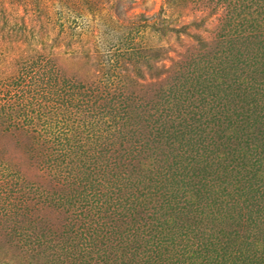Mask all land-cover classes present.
<instances>
[{"label": "rangeland", "instance_id": "rangeland-1", "mask_svg": "<svg viewBox=\"0 0 264 264\" xmlns=\"http://www.w3.org/2000/svg\"><path fill=\"white\" fill-rule=\"evenodd\" d=\"M0 107V264H264V0H0Z\"/></svg>", "mask_w": 264, "mask_h": 264}, {"label": "trees", "instance_id": "trees-1", "mask_svg": "<svg viewBox=\"0 0 264 264\" xmlns=\"http://www.w3.org/2000/svg\"><path fill=\"white\" fill-rule=\"evenodd\" d=\"M40 63L41 62H39V65H36V66H38V68L41 69V71H42L41 82L37 81L36 84L38 86L37 88H39V89H36V90L34 89V91L32 90V92H33L32 94H33L34 97L36 96V97L40 98L41 100H44L45 102L47 101V103H48V101H50V97L49 96L50 95L53 96V94H51V93H52V88L54 86H53V83L51 81H52L53 78H57V74L55 75V74H52L51 72H47V67H48L47 64L45 62H43L44 64H40ZM48 74H50V76ZM44 77H46V78L44 79ZM44 81H46V82H44ZM121 82L122 81H120L117 78H108V80H105L104 83L107 86V89L111 91V90H114L116 87H118V83L120 84ZM15 83H18V82H15ZM68 84H69V82L66 85H68ZM43 86L46 87V88H44ZM70 87H72V85L69 84V88ZM108 94H110V92H108L107 95ZM58 97H60V96L58 95ZM66 98H68V100H65L66 102H64L62 100V102L65 105H67V106L70 105V107H71L74 104H76V105H74L75 107L77 106V107H80V108H82V107L85 108L86 105L88 106V101H90L91 104L93 102L96 103L97 99L98 98L99 99H103L104 95H103V93H101L100 96H95V95H93V92H91L90 94H88V96H85V98L87 100L84 97H80V98L77 99L73 95L70 96V97L68 95H66ZM60 99H62V98H60ZM67 102H68V104H67ZM11 110L13 111V109H10V111ZM85 111H87L86 115L88 114V115H90V117L95 118V120L97 119L98 114L94 110H92L91 108H87V110H85ZM35 112H38V111H35ZM48 112H49V110H48ZM12 113L13 112L6 111V109L4 107L3 108L0 107V121L3 122V123H8V125L12 124L11 125L12 127H16L17 128L18 125H16L15 121H13ZM42 114H43L42 112L38 113L39 118H42V116H43ZM103 114H104V116L101 117V118H99L100 117L99 116L98 117L99 118L98 121H96L95 124L93 122L91 126L96 127V124L98 122L101 123L100 121H102V120L104 121V123L106 122L107 124H109V122H108L109 121L108 120L109 115H111V116L113 115L114 118L116 117V111L115 110L108 111V112L105 111V113H103ZM47 125L48 124H46V126ZM91 129H92V127H91ZM44 130L47 131L45 134H48V136H51V138L49 140H47L48 143H51L52 149L54 147L53 150L55 152H57V155H55V156H51L50 155L49 156V162L51 164H53V166L57 167L59 163H60V165H63V164L67 165V161H70L72 153L81 150V152L83 151L82 152L83 154L87 155V156H85L83 158V160L84 159L92 160L93 163H94L93 165H95L98 169L100 167H102V170H103L104 173H105V171L109 172V173H107L108 176H111V178L115 179V181H114L115 182V187L118 188L119 184L121 183V180L123 179L122 175H124V174H122L121 170H120V172H118L119 168L117 167L118 165L116 163V160L115 161H114V159L109 160L110 158L109 159L107 158L106 154L110 152V149L107 150L106 146H104L103 144L98 145V143H99L98 140H97L98 138H96V139L94 138V140L93 139L90 140L91 146H89V147L90 148H94V150H93L92 154H88L87 152L84 151L85 145L83 146L81 144V142L76 143L74 140L72 141L71 138H68V134L67 133H68L69 129L68 130L66 129V126L64 125L63 121H59V123H55L54 128H52V130H50V131H48L47 129H44ZM93 130H91V133H92ZM93 133H95V132H93ZM92 135H95V134H92ZM107 151H109V152H107ZM88 155H89L90 158L88 157ZM99 157L100 158L103 157V162L100 163ZM83 163L85 164L86 162H83ZM114 169H118V170H114ZM92 174H94V172L90 173V175H92ZM93 182H97L96 183L97 185L103 186L102 184H100L101 182L98 181V180H93ZM104 183H106V181ZM85 188L88 191H90L91 186H89L87 184V187H85ZM92 197L97 202H99V201H101L103 199L102 198L103 196H99L96 193H94L92 195ZM84 200H86V199H84Z\"/></svg>", "mask_w": 264, "mask_h": 264}]
</instances>
